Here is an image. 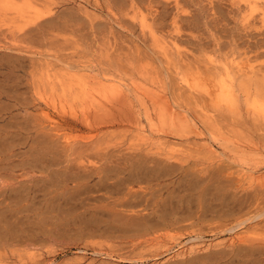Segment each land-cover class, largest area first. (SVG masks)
Segmentation results:
<instances>
[{
    "label": "rangeland",
    "instance_id": "obj_1",
    "mask_svg": "<svg viewBox=\"0 0 264 264\" xmlns=\"http://www.w3.org/2000/svg\"><path fill=\"white\" fill-rule=\"evenodd\" d=\"M263 82L264 0H0V264H264Z\"/></svg>",
    "mask_w": 264,
    "mask_h": 264
},
{
    "label": "bare ground",
    "instance_id": "obj_2",
    "mask_svg": "<svg viewBox=\"0 0 264 264\" xmlns=\"http://www.w3.org/2000/svg\"><path fill=\"white\" fill-rule=\"evenodd\" d=\"M227 81H229V79H227ZM242 84H243V81H242V83H241V86H242ZM222 85V84H221ZM245 84H243V87H245L244 86ZM232 88V87H231ZM230 91H232V90H230ZM234 92V91H233ZM231 95V94H230ZM256 97L257 98H264V82L263 83H260V84H257V87H256ZM237 98H239V97H237ZM255 100V99H254ZM239 102V101H238ZM255 104H256V106L257 107H259L261 110H264V105H263V103L261 102V101H259V100H257L256 102H255ZM238 107V106H237ZM258 109V108H257ZM6 142V141H5ZM168 220V219H167ZM153 228H154V226H153ZM142 230V229H141ZM251 247V246H250ZM248 252V251H247ZM248 255V254H247ZM211 258V257H210ZM262 261V260H261ZM191 264V263H190Z\"/></svg>",
    "mask_w": 264,
    "mask_h": 264
}]
</instances>
